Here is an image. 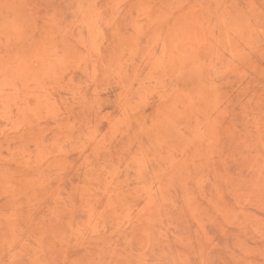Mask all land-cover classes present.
I'll use <instances>...</instances> for the list:
<instances>
[{
    "label": "rangeland",
    "instance_id": "rangeland-1",
    "mask_svg": "<svg viewBox=\"0 0 264 264\" xmlns=\"http://www.w3.org/2000/svg\"><path fill=\"white\" fill-rule=\"evenodd\" d=\"M0 264H264V0H0Z\"/></svg>",
    "mask_w": 264,
    "mask_h": 264
}]
</instances>
